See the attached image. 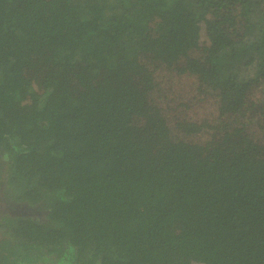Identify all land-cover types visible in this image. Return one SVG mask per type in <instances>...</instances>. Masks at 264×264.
<instances>
[{
	"label": "trees",
	"instance_id": "16d2710c",
	"mask_svg": "<svg viewBox=\"0 0 264 264\" xmlns=\"http://www.w3.org/2000/svg\"><path fill=\"white\" fill-rule=\"evenodd\" d=\"M0 264H264V0H0Z\"/></svg>",
	"mask_w": 264,
	"mask_h": 264
}]
</instances>
